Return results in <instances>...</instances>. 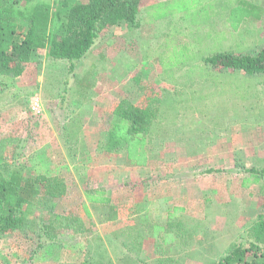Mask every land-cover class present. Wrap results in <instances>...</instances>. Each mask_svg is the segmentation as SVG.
<instances>
[{
	"label": "rangeland",
	"instance_id": "374dc122",
	"mask_svg": "<svg viewBox=\"0 0 264 264\" xmlns=\"http://www.w3.org/2000/svg\"><path fill=\"white\" fill-rule=\"evenodd\" d=\"M172 1L140 0L136 27L99 33L73 73L43 51L19 75L0 76V176L5 165L23 166L64 185L63 196L49 200L52 211L36 207L22 230L0 236V264H131L126 257L155 264L154 239L146 237L138 251L132 234L153 225L179 235L171 264H218L263 211L259 185L242 188L241 179L243 170L264 164V76L248 84L251 78L228 71L202 74L201 64L187 71L190 62L170 76L159 57H178L176 44H164L169 35L199 39L204 56L257 54L264 47V0H246L263 14L235 31L225 18L235 0H217L211 20L198 24L156 19L153 7ZM241 80L243 99L234 84ZM155 97L172 103L171 121L157 116L148 161L134 165L124 149L107 148L113 111L121 101L145 107ZM96 190L105 191L108 205L88 203L86 192Z\"/></svg>",
	"mask_w": 264,
	"mask_h": 264
},
{
	"label": "trees",
	"instance_id": "16d2710c",
	"mask_svg": "<svg viewBox=\"0 0 264 264\" xmlns=\"http://www.w3.org/2000/svg\"><path fill=\"white\" fill-rule=\"evenodd\" d=\"M176 1L178 0L155 5L152 14L156 19H167L170 16L177 17V21L198 24L201 20L212 18L217 0H209L213 3L207 8L201 7L202 9H197L193 4L204 0H186V4L179 7L175 5ZM139 3L140 0H0V76L19 75L43 51L51 59L66 61L69 73H73L76 64L89 53L99 33L116 26L136 27ZM232 4L229 15L225 18L233 31L238 30L241 25L258 21L263 14L261 7L246 0H235ZM184 12L192 16L188 17ZM171 37L172 35L167 36L164 44H176L174 51H178L175 53L178 57L173 59L174 62L170 56L159 57L163 74L174 76V72L185 69L190 62L186 70L192 71L201 64L199 68L202 74L206 71H228L236 76L251 78L246 79L247 82L264 76V47L255 55L225 50L204 56L196 44L199 39L180 42L181 39ZM210 80L213 81L212 78ZM241 82L243 80L234 82L240 89L239 99L246 97ZM218 84L215 82L214 86ZM158 103L159 97L152 99L145 107H138L127 101L119 102L113 111L107 148L124 149L132 164L144 166L148 161L145 147L149 143L152 128L157 125V116L170 122L169 118L174 110L170 101ZM15 158L16 155H13V159ZM3 168L0 176V236L22 230L27 217L36 207L52 211L49 200L60 198L64 193V185L57 178L30 175L23 166L5 165ZM214 172L219 173L216 170L206 171L208 174ZM242 174V188L259 185L263 211L252 221L241 241L218 264H264V164L247 168ZM86 198L90 204L110 203L103 190L86 192ZM149 232L147 237L155 240V252L160 254L155 264H171L173 259L169 255L172 250L169 246L178 245L179 235H173L167 228L157 225L151 226ZM142 238L145 239L146 236ZM159 240H162L161 244L156 243ZM134 263L145 264V261L137 258ZM82 264L103 263L89 260Z\"/></svg>",
	"mask_w": 264,
	"mask_h": 264
},
{
	"label": "crops",
	"instance_id": "0c3cea01",
	"mask_svg": "<svg viewBox=\"0 0 264 264\" xmlns=\"http://www.w3.org/2000/svg\"><path fill=\"white\" fill-rule=\"evenodd\" d=\"M172 196H174V197L176 198V195H175V194H173ZM176 206H179V205H176ZM180 206H181V205H180ZM144 228H145V227H143V229L141 228V229L134 230V231H133V229H132V234L134 235V236H133V238H134L133 242H136V247H135V249H137L138 251L143 247V243H144V244L149 243V242L146 241V238H145V239L142 238V237H145V236L147 237V235L150 234L149 230H144ZM96 234H97V233H96V230H95V229H92L91 234H89V235H90V236H91V235L95 236ZM111 235H113L112 238H117V237H118L116 233H115V234H111ZM91 238H93V237H91ZM154 242H155V240L152 241V243H151V247L154 246ZM86 244H87V242H86ZM130 246H131V242H128L127 245L124 246V247L127 249V252H131V251L133 252V251L135 250V249L131 248ZM172 246H174V245L171 244V245L169 246V248H170L171 250H172ZM175 246H177V245H175ZM175 246H174V247H175ZM98 250L104 251L105 249H104V247H101V248L98 249ZM42 251H43V249H42ZM88 251H90V252H95L91 245L88 247ZM125 251H126V250H125ZM122 252H124V251H122ZM135 252H136V251H135ZM90 258L92 259V257H90ZM126 259H127L131 264H135V263H134V261H136L135 258H133V257H126ZM92 260H93V259H92ZM88 261H89V260H88ZM90 261H91V260H90ZM84 262H85V261H84ZM132 262H133V263H132ZM136 264H138V263H136Z\"/></svg>",
	"mask_w": 264,
	"mask_h": 264
}]
</instances>
